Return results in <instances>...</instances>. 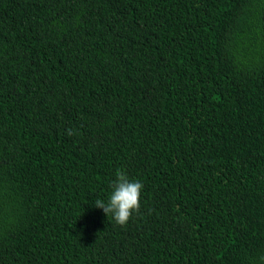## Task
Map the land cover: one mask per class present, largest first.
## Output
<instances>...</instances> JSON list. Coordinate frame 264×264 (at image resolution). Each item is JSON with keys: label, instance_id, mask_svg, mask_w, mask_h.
<instances>
[{"label": "trees", "instance_id": "1", "mask_svg": "<svg viewBox=\"0 0 264 264\" xmlns=\"http://www.w3.org/2000/svg\"><path fill=\"white\" fill-rule=\"evenodd\" d=\"M0 264H264V0H0Z\"/></svg>", "mask_w": 264, "mask_h": 264}, {"label": "clouds", "instance_id": "2", "mask_svg": "<svg viewBox=\"0 0 264 264\" xmlns=\"http://www.w3.org/2000/svg\"><path fill=\"white\" fill-rule=\"evenodd\" d=\"M72 133L69 132V135ZM143 184L138 180H130L124 170H118L108 202L96 200L95 206L101 208L108 216L112 215L121 226L127 224L133 212L140 210V195Z\"/></svg>", "mask_w": 264, "mask_h": 264}]
</instances>
